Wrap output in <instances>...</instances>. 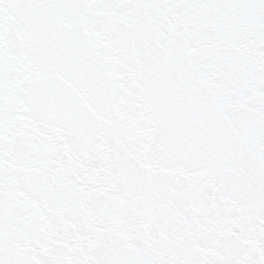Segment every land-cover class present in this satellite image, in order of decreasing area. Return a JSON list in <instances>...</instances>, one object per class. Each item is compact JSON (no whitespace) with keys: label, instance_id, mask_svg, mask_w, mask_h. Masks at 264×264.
I'll return each mask as SVG.
<instances>
[{"label":"snow or ice","instance_id":"6c2138e0","mask_svg":"<svg viewBox=\"0 0 264 264\" xmlns=\"http://www.w3.org/2000/svg\"><path fill=\"white\" fill-rule=\"evenodd\" d=\"M0 264H264V0H0Z\"/></svg>","mask_w":264,"mask_h":264}]
</instances>
